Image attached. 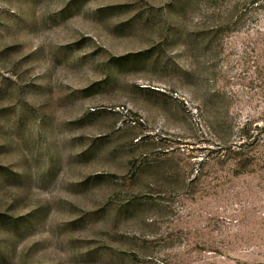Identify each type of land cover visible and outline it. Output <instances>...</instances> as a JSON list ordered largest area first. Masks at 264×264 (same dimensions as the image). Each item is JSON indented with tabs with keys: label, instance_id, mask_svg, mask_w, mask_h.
<instances>
[{
	"label": "rangeland",
	"instance_id": "obj_1",
	"mask_svg": "<svg viewBox=\"0 0 264 264\" xmlns=\"http://www.w3.org/2000/svg\"><path fill=\"white\" fill-rule=\"evenodd\" d=\"M0 264H264V0H0Z\"/></svg>",
	"mask_w": 264,
	"mask_h": 264
}]
</instances>
